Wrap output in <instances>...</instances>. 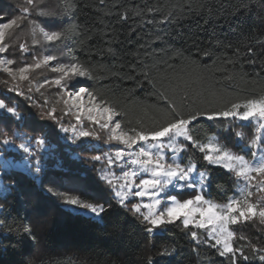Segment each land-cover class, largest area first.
I'll return each instance as SVG.
<instances>
[{
	"label": "trees",
	"instance_id": "trees-1",
	"mask_svg": "<svg viewBox=\"0 0 264 264\" xmlns=\"http://www.w3.org/2000/svg\"><path fill=\"white\" fill-rule=\"evenodd\" d=\"M43 1V14L37 17L31 9L24 13L25 0H0V16L19 17L17 24L25 32L30 24L27 19L42 21L56 31L69 30L68 39L56 42L63 57L92 69L96 79L86 80L85 85L119 110L116 121L125 130L149 129L164 120L167 101L161 93L177 101L187 96L189 103L201 108H220L264 95V0ZM53 10L59 15H50ZM122 15L127 19H121ZM30 42L23 32L9 37L11 56L33 64L36 58ZM20 44L28 51L21 50ZM5 78L0 81V99L17 106L23 121L22 126L10 120L0 127L48 139L46 150L39 153V174L34 167L13 166L19 160L16 153H0V204L4 205L0 209V264H147L149 257L152 264H229L215 248L192 241L182 225L169 226L156 236L144 232L140 222L120 206L113 186L101 179L104 165L86 159L93 151L82 147L81 141L73 144L66 139L69 133L37 117L26 104L17 105ZM242 124L246 126L236 127ZM235 131L256 135L252 123L237 120L224 125L201 121L194 130L203 143L217 137L238 152ZM186 156H193L200 170L207 167L211 172L206 198L224 204L238 194L235 176L207 166L203 154L190 146ZM35 160L29 161L34 164ZM49 187L111 207L102 218H94L86 209L65 204L63 197L47 191ZM232 229L237 232L234 246L244 245L249 255L239 264H264L259 259L264 255L260 251L264 232L258 230L264 225L251 220ZM241 233L250 237L257 251H252L249 240H239ZM204 235L201 232V240ZM162 249L175 252L161 256Z\"/></svg>",
	"mask_w": 264,
	"mask_h": 264
},
{
	"label": "snow or ice",
	"instance_id": "snow-or-ice-1",
	"mask_svg": "<svg viewBox=\"0 0 264 264\" xmlns=\"http://www.w3.org/2000/svg\"><path fill=\"white\" fill-rule=\"evenodd\" d=\"M42 2L43 0H39V2L38 0H25L27 6L23 8L24 13H29L31 9L33 14H43V10L40 9ZM100 3L103 4L104 0H100ZM49 14L59 15V12L53 10ZM120 18L127 19V16L122 15ZM18 19L19 17H16L9 22L0 24V29L11 28L17 24ZM40 31L48 41L70 37V31L67 29L45 31L41 28ZM32 34L33 36L36 35L35 30ZM4 41L5 34L0 30V52L6 51ZM19 47L24 52L28 51L24 44H20ZM251 52L252 49H249V53ZM204 55L209 56L210 54L205 52ZM53 60H57V57L54 55L45 56L43 64L50 65ZM3 63L10 65L13 61L9 59ZM50 66L52 72L60 75L54 80L46 79L44 83H54L59 89L68 92V99L61 96L60 102L66 106L64 115H74L76 123L69 126L60 123V119L55 115V107L43 112L42 115L55 121L59 125L60 132L71 133L66 139H71L73 144H76L81 138L91 137L97 141L102 139L105 145L116 143L124 146L123 148H116L114 155L113 149L109 148L107 153L90 155L86 159L89 162L103 161L109 168L121 161L137 166V170L122 173L124 183L116 188L115 196L118 198L120 206L140 222L144 232L150 236H156L159 232L166 231L169 226L181 227L182 225L192 241L196 244L206 243L209 247L215 248L218 255L226 258L229 264H239L241 259L244 261L249 259V255L244 251V245L234 246L233 240L237 237V232L230 225H237L242 221L249 220L255 222L257 219L260 225H264V195L259 196L256 200L250 199L257 193H264V95L247 98L243 103L231 102L230 105L220 108H201L189 103L187 96H182L177 101L176 99H169L161 93V96L167 101L164 120L149 129L125 130L120 122L115 121V117L120 115L119 110L99 97L97 93L91 91L88 86L79 82L81 79H96L89 66L80 64L78 61L58 62L57 65ZM40 67L41 62L39 60L34 64L19 67V79L27 81L28 76L25 73L30 68ZM4 70L13 80L16 79L11 69L5 68ZM72 80L75 83L71 84V88H69L67 82ZM8 90L15 91L18 95L23 94L19 84ZM31 90L29 87L28 91ZM85 97L89 99L87 106L80 103ZM28 98L31 99V97ZM47 103L48 101L45 100V104ZM41 107L43 108V105ZM85 111L88 113L86 119L92 125H98L99 131L96 127L85 130L83 124ZM22 119L17 106L10 105L4 99H0V123ZM235 120L241 122L255 121L256 125V135L253 137L245 136L242 131L234 132L237 138V147L240 149L238 152L220 142L217 137L212 138L214 143H203L194 132L201 121H214L224 125L232 124ZM245 126L242 124L236 127ZM225 130L232 131L228 127H225ZM105 131L107 135L102 137L101 133ZM47 139L46 135L21 136L14 131L0 129V152L8 151L9 148H16L26 154V160L36 157L34 164L29 162L28 167L30 169L34 167L35 173L39 174L42 171V160L39 158V153L46 145ZM17 140L20 141L18 144ZM138 143H140L139 150L134 151ZM145 143L150 144V147H144ZM89 145L90 142L85 140L82 147L88 148ZM189 146L203 154L202 160L207 166L219 167L235 176L236 184L239 187L238 194L228 197L224 204H218L210 198H206L204 193L211 186V172L207 167L200 170V166L193 159V156H186L183 159H186L187 162H183L181 153H187ZM91 148L102 151L96 145H91ZM126 153L133 158L125 160ZM141 173H146L147 178ZM137 176L140 177L138 182L135 179ZM101 179L107 181L110 187L113 186L112 180L108 178L103 169H101ZM254 180L255 184H253ZM169 187L178 190L198 188L199 191L193 192L187 199L178 200L176 196L167 193ZM47 191L63 197V202L67 205L86 209L94 218H102L107 207H111L110 204L106 207L104 203H87L64 192L57 193L52 187H49ZM129 196L147 197L151 202L143 204L132 202L128 200ZM3 208L4 205L0 204V209ZM142 209H147V211H142ZM258 230L264 232V229ZM25 232L35 240L30 228H26ZM201 232L205 234L203 240L200 239ZM239 240H249L252 251H257L256 245L251 242L247 235L241 233ZM260 251H264V245L261 246ZM174 252L175 249L172 251L162 249L159 255L170 256ZM259 259L264 261V255H260ZM147 264H152L151 257L148 258Z\"/></svg>",
	"mask_w": 264,
	"mask_h": 264
},
{
	"label": "rangeland",
	"instance_id": "rangeland-1",
	"mask_svg": "<svg viewBox=\"0 0 264 264\" xmlns=\"http://www.w3.org/2000/svg\"><path fill=\"white\" fill-rule=\"evenodd\" d=\"M45 3V1H43V4ZM43 10V8H41ZM44 11V10H43ZM41 14H37V17H41ZM36 17V16H35ZM29 21V27L26 26V32L25 29L23 28L24 26H19L18 24L13 25L11 28L9 29H0L4 32L5 34V41H4V46L6 47V51L5 52H0V81L5 77H7L8 82H9V88H12L14 85L19 84L20 86V91L23 93L22 95H18L15 91H12L10 98H13L15 100H17V105H20V102H22L23 104H26V106L28 108H31L33 110V112L37 115V117L40 116L41 119H46L48 120V122H50L52 125H54L57 129L59 128V125L51 120V119H47L45 118L42 113L47 111L48 109L55 107L56 108V113L55 115L60 119V123L64 124L65 126H69L70 124H75L76 120H75V116L74 115H64V112L66 111V106L60 102V97L63 96L64 99H68V92L64 89H59L58 86H56L54 83L52 84H46L44 83V81L46 79L48 80H54L56 77H58L60 74L59 73H55L51 71V66L50 65H57L58 62H64V63H68L66 61V59L63 57V53L60 49V47H58V45L56 44L57 40L54 41H48L43 33L40 31L41 28H43L45 31H49V30H55L54 28H50L48 27V25H44L43 23H41L42 21H34L33 19H27ZM10 19L9 18H5L3 16H0V24L5 23V22H9ZM33 30H35L36 35L33 36ZM25 33L27 37H29V39H31V42L29 43L34 52H31V55H35V60L33 61V64L39 60L41 62V67L40 68H30L29 71L27 73H25V75L28 76V80L27 81H21L19 79V72L18 69L19 67L22 66H27L29 64H25L22 63L24 61H18L17 57H12L11 53L9 52L8 49V41H9V37H11L13 39V37L18 36L20 34ZM35 41V42H34ZM50 45V46H49ZM45 46H49V47H45ZM48 55H54L57 57V60H53L50 62V65H44L43 64V59L45 56ZM11 59L13 61L12 64H6L3 63L4 61H7ZM5 68H9L12 70V72L15 74L16 79L13 80L12 77L9 76L8 72H6L4 69ZM81 84L85 85L86 80L85 79H81L79 81ZM69 84V88H71V84L75 83L74 80L72 81H68L67 82ZM31 88V91H28V88ZM28 97H31V99H29ZM45 100L48 101L47 104H45ZM80 103L84 106L89 105V99L87 97L83 98ZM41 105H43V108L41 107ZM95 114V113H94ZM21 115V114H20ZM88 113L85 111L84 112V119H83V124L85 126V130H91L93 127H96L97 131H99L98 125L94 126L92 125L87 119ZM22 117V115H21ZM19 125L22 126V120H18ZM115 121H116V117H115ZM239 123H252L255 127V121H250V122H241L239 120H237ZM0 129L6 130L5 127H0ZM71 135V133H69ZM107 132H102L101 136H106ZM21 136H25L21 135ZM87 140L89 141L90 144L89 148L93 151L94 155L97 154H104L107 153L108 149L111 148L113 149V155H114V150L116 148H123V145H119L116 143H113L112 145H105L103 143V140H93L91 137H87V138H81V142L83 144V142ZM17 142H19V140H17ZM212 143H214L215 141L212 140ZM91 145H96L98 149L102 150V151H96L94 149L91 148ZM140 147V143H138L135 146L134 151H138ZM144 147L149 148L150 144L145 143ZM46 150V145L44 146L43 149L40 150V152H44ZM153 151H155V149H153ZM8 152H12V153H16L17 158L19 160L12 162V165L15 167H19V168H27L28 167V163L30 162V158L28 160H26L25 155L23 154L21 150L16 149V148H9ZM1 153V152H0ZM168 155H171V153H168ZM88 156H90V154H88ZM87 156V157H88ZM133 157H130L127 155V153L125 154V160H130ZM181 158H184V153H181ZM183 162L186 163L187 161L185 159H183ZM100 163H102L105 167V173L108 175V178L112 180V184H113V191L115 193L116 188L119 187L120 184L124 183V178L122 176V173L124 171H134L137 170V166L136 165H131V164H125L123 161L119 162L118 164H114L111 168H109L107 166L106 163H104L103 161H100ZM141 175L145 176V178H147V174L146 173H141ZM139 176H137L135 179L137 180V182L139 181ZM253 184H255V180L253 181ZM242 187V185H241ZM135 190V189H134ZM208 190V189H207ZM199 191V189H183V190H178L176 188L173 187H169L167 190V193H170L171 195L176 196V198L178 200H183V199H187L189 198L193 192H197ZM253 191H255L253 189ZM239 192V189H238ZM237 192V193H238ZM162 195H166V194H162ZM264 195V193H257L256 195H254L253 197H251L250 199L252 200H256L259 198V196ZM129 201L132 202H136V203H149L151 201H149V199L147 197L145 198H140V197H135V196H129L128 197ZM163 206V204L161 205V207ZM142 211H147V209H142ZM258 220V219H257ZM251 221V220H249ZM247 221H242L241 223H244ZM238 225V224H237ZM233 226L235 225H230L231 228H233ZM234 242V240H233Z\"/></svg>",
	"mask_w": 264,
	"mask_h": 264
}]
</instances>
